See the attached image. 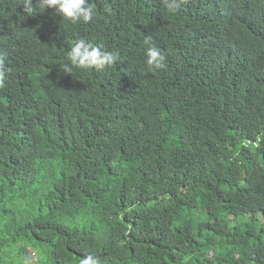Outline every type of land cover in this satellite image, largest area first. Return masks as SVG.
<instances>
[{
	"label": "trees",
	"instance_id": "16d2710c",
	"mask_svg": "<svg viewBox=\"0 0 264 264\" xmlns=\"http://www.w3.org/2000/svg\"><path fill=\"white\" fill-rule=\"evenodd\" d=\"M32 2L0 0V264H264V0ZM77 39L117 62L63 72Z\"/></svg>",
	"mask_w": 264,
	"mask_h": 264
},
{
	"label": "clouds",
	"instance_id": "9594fccd",
	"mask_svg": "<svg viewBox=\"0 0 264 264\" xmlns=\"http://www.w3.org/2000/svg\"><path fill=\"white\" fill-rule=\"evenodd\" d=\"M167 11L174 13L179 7V0H163ZM27 13L33 14L36 8L32 0H22L21 4ZM52 9L55 16L64 21L76 24L80 21L90 22L95 16L96 4L94 0H38V10L44 12ZM144 45L146 46V64L150 68H160L164 66L166 54L157 47L150 35H145ZM119 54L112 51L103 50L102 46L93 44L85 39L75 40L67 52V60L63 66V72L73 74L74 70H103L105 67L117 62ZM6 54L0 53V86L4 82V64ZM27 264V262H26ZM79 264H101L98 257L87 255L80 259Z\"/></svg>",
	"mask_w": 264,
	"mask_h": 264
},
{
	"label": "rangeland",
	"instance_id": "374dc122",
	"mask_svg": "<svg viewBox=\"0 0 264 264\" xmlns=\"http://www.w3.org/2000/svg\"><path fill=\"white\" fill-rule=\"evenodd\" d=\"M205 219V218H204ZM249 219L247 217L245 218H238L236 221L234 222H231V225L234 226V225H241V224H244V223H248ZM180 222H177V224H179ZM35 257L32 256L31 259H30V262L29 260H26L27 261V264H30L31 261L34 259ZM36 261V259H34Z\"/></svg>",
	"mask_w": 264,
	"mask_h": 264
}]
</instances>
